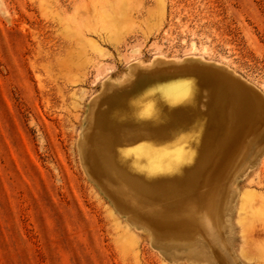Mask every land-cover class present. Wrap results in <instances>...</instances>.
<instances>
[{"label": "rangeland", "instance_id": "374dc122", "mask_svg": "<svg viewBox=\"0 0 264 264\" xmlns=\"http://www.w3.org/2000/svg\"><path fill=\"white\" fill-rule=\"evenodd\" d=\"M187 58L264 101V0H0V264H264V152L232 171L242 133L146 95L140 69ZM216 148L229 163L209 214L192 173ZM117 168L150 195L120 199L104 181ZM176 211L191 219L162 229Z\"/></svg>", "mask_w": 264, "mask_h": 264}, {"label": "bare ground", "instance_id": "6f19581e", "mask_svg": "<svg viewBox=\"0 0 264 264\" xmlns=\"http://www.w3.org/2000/svg\"><path fill=\"white\" fill-rule=\"evenodd\" d=\"M182 59L180 61L178 60L173 61L172 59L171 60L175 62L176 64H182L185 61ZM193 59H197V58H193ZM168 60L159 59L154 62L152 60L153 63L151 65L149 64L150 66L148 65L147 68L153 67L155 69L160 66L164 67L165 65L169 64ZM198 60H201V59H198ZM137 68L138 67H132L131 72L136 71ZM141 78L146 79L150 77H146L143 74H141ZM150 81L151 82L147 84L149 86L151 85L150 88L145 90V91H148L146 95L149 98L153 99L156 102H160L164 104L165 107L168 108L170 111L184 112V114H187L188 117L192 119L200 118L199 116H196L197 112H195V107L197 106L199 108L201 107L197 104L192 105L189 102H185V99H188V98L185 97L186 94H184V91L182 92L181 90L179 91L171 90L170 88L166 86H162V84H160L159 82H157L155 79H152V78ZM115 89H119V88H115ZM167 96L173 98V100L176 99L178 103L177 102L175 103L173 101H172L173 103H171L170 101L166 100ZM178 98L182 100L179 101ZM207 101L208 103L206 106L203 104L205 106V108H203V114L205 113L208 119L212 111L211 121H210V126L212 128L225 124L226 127L222 129V135H221L222 137L230 138L232 136L237 137V135L241 133L243 134L242 135L243 140L241 141L242 144L240 143L241 145L234 147V152H233L234 156L233 155L231 156L232 157L231 170L236 169L238 171V169L241 168V165H242L241 163H243L245 159L247 161H250L251 157L253 158V155L255 153V147L258 145V143H260L262 136L264 135V117L261 115L259 107L257 108V110L256 108L251 110L250 105H248V103H246V101H244V99L242 98H240V102L236 106H231L229 104H225V102H220L218 100L215 101V98H210V97L208 98ZM258 102L261 107H264V101L262 99V96L259 98ZM153 130H157V129H153ZM227 156L228 154L226 152H223V150H221L220 148H216L212 151V153L209 156L210 163L208 167H206L207 169L202 172L197 171V172L192 173L193 180H194V186L196 187L198 194L191 201V204L192 202L195 201V203L200 207V211H204L205 213H209V214L212 212L213 203L216 198V189L214 187V184H216V182L219 180L221 172L227 167L229 163ZM251 161L249 163H251ZM104 181L106 182L107 185L110 186V188H112L113 191H115V193L120 199L127 200L129 204L137 203L139 196L141 194L149 193L150 195V191H152L153 189V186L151 185L152 179L151 180L147 178L144 179L142 176L133 175L129 173L125 168L114 169L110 174H108L104 178ZM175 182L176 183L178 182V178L176 179L175 177H169L166 183L165 182L163 183L166 184L167 188H169L170 186L172 187ZM229 188L231 189L230 186L228 187V189ZM225 192L223 193V197L221 200L222 203H221V208H220V216L222 215L221 210H223L222 204L225 198ZM187 206L189 207L190 203ZM176 215L182 217L181 221L177 220L178 223L180 222L179 224L178 223L175 224ZM170 217H171V222H169L168 224L162 225V229H164L165 227V228L175 230L179 226H181L180 224H182L183 222L186 223L187 219H191V218H187L184 211H176L174 212V214L173 213L172 215L170 214ZM191 221H194V220H191ZM220 221L223 222L222 219ZM188 240L189 238H185L181 240H179L178 238H175L174 241H188ZM181 245H183V243ZM207 246H208L207 249L210 253L209 254L210 257L212 256V258L215 260V257L213 256L214 251L211 249L212 246L210 244H207Z\"/></svg>", "mask_w": 264, "mask_h": 264}, {"label": "water", "instance_id": "95a60500", "mask_svg": "<svg viewBox=\"0 0 264 264\" xmlns=\"http://www.w3.org/2000/svg\"><path fill=\"white\" fill-rule=\"evenodd\" d=\"M184 60L186 62L184 61L182 64L168 61L169 64L164 67L142 68L140 72L171 90L184 91L185 97L199 100V106L210 97L231 106H236L242 98L250 105L251 110L255 108L257 110L260 107L258 100L262 94L230 70L198 59L187 58ZM195 112L199 117L203 114L202 109L198 106L195 107ZM263 152L264 135L257 145L251 163H256Z\"/></svg>", "mask_w": 264, "mask_h": 264}]
</instances>
